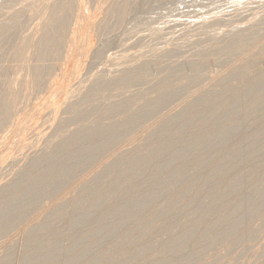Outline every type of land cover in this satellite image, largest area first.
Returning a JSON list of instances; mask_svg holds the SVG:
<instances>
[{
	"label": "rangeland",
	"instance_id": "1",
	"mask_svg": "<svg viewBox=\"0 0 264 264\" xmlns=\"http://www.w3.org/2000/svg\"><path fill=\"white\" fill-rule=\"evenodd\" d=\"M99 1L89 0L90 10L83 15L82 26L98 10ZM124 3L129 7L124 20H115L118 11L111 8V20L95 35L92 34L95 45L101 48L90 59L87 68V76L92 75L91 80L78 91L80 94L75 95L76 101H72L74 106L63 115L68 114L67 119H74L72 123V119L63 121L64 125L56 127L59 130L51 128L49 133V118L42 119L35 131L47 128V137L53 140L66 134L69 137L78 124L93 122L83 130L88 134L98 133V126L103 123L110 126L126 119L134 120V124L126 127L122 136L110 143V151L98 154L93 162H84L88 164H75L73 174L61 177L64 184L59 192L44 193L45 197L28 211V215L8 230H0V264H264V199L251 209L241 202L244 197L264 192V117L257 121L254 119L258 117L257 113L252 122L243 118L245 129L238 126L226 138L211 136L230 123L226 107L232 105L235 113L247 117L249 106L259 108L263 104L264 92L250 93L247 85L253 82L252 78L258 84L264 80V16L249 21L257 13L264 15V0L119 2L120 5ZM212 17H215L213 22ZM205 19L207 23L204 25ZM199 21L202 24H198ZM211 28L232 32L210 38L207 30ZM74 29L75 25H71L68 32L73 34ZM74 37L79 39L80 33ZM217 43L224 53L218 50ZM66 45L67 42L64 48ZM225 45L227 50L229 46L238 49L235 53L228 50L226 54ZM200 46L204 47L200 49ZM142 49L153 50L151 53L159 55L155 57L153 54L154 57L149 56L148 60L149 53L145 51L148 53L147 61H136L138 65L132 63L136 66L123 72L129 56ZM241 59H245L246 67ZM123 60L127 64L122 65ZM47 93L35 94L31 102L40 100ZM91 94H95L94 97H87ZM96 94L105 96L100 98ZM230 94H235V98L223 102ZM164 96H169L170 101L151 111L150 100ZM92 98L96 103L94 99L90 102ZM188 104L194 105L195 109H191L192 114L184 115L183 112V116V108ZM30 111L31 104L27 102L18 120ZM170 115L178 119H172ZM180 120L186 124L176 130ZM254 130L260 134L255 147L247 138L248 133ZM9 131L7 128L0 132V136H6ZM169 134L170 138L174 135L172 141L179 137L190 139V147L179 153L178 142L167 139ZM20 135H25V132ZM164 135L166 139L162 137ZM162 139L164 142L169 140L165 149H160ZM62 140L64 138L60 142ZM134 140L136 143H132ZM150 143L160 144V148L153 149ZM238 143H244L242 153H235ZM46 144L41 145L43 150H39L40 153L37 152L41 155L36 153L32 157L40 158L56 145L47 144L48 149L46 147L45 150ZM252 146L257 148L256 151L250 152ZM223 157L229 162L228 170L220 176H213L215 163ZM135 158L141 163L138 164L137 160L138 165L133 163ZM28 164L27 167L26 163L20 164L22 166L18 165L13 170L6 167L7 173L2 170L5 176L0 173V179L7 177L5 181L10 184L1 179L3 186L12 187L14 182H18V175L28 168ZM119 166L125 170L123 174L118 172ZM15 169H19L16 170L18 174ZM100 170L102 174L88 182L92 174ZM239 170L243 171L238 175ZM117 173L121 175L117 177ZM258 176L259 181L251 184ZM226 180L229 182L227 186L223 184ZM84 184L89 186L85 188L83 197H73L74 190ZM108 189V195L97 201ZM221 192L227 196L223 197ZM52 208L56 210L52 212ZM113 216H117L120 223H113ZM3 222H7L6 219ZM48 226L56 228L42 231ZM89 229L94 230L96 237L93 240L86 237L91 240L88 241L91 249L88 245L81 249L78 234ZM173 244L176 250L172 253L168 248ZM152 258V262L147 263Z\"/></svg>",
	"mask_w": 264,
	"mask_h": 264
},
{
	"label": "bare ground",
	"instance_id": "2",
	"mask_svg": "<svg viewBox=\"0 0 264 264\" xmlns=\"http://www.w3.org/2000/svg\"><path fill=\"white\" fill-rule=\"evenodd\" d=\"M120 1L121 0H100L98 10L93 15L90 16L88 23L82 26L81 25L82 17L90 10L89 0H20V1L0 0V132L6 130L7 128H9L10 130L6 136L5 135L0 136V173L3 172L2 170L4 169H5L4 171L7 173L6 167H10V169L12 168L11 170H13V168H16L18 165L23 164V163L24 164L26 163V167H27V164H28L27 162L29 161L28 168L25 169L24 172L22 170V173L20 172V175H18L19 179L15 177L14 175L19 169L18 170L15 169L14 171L16 170L17 171L16 172L13 171L14 174L11 173L14 175L13 177L18 179V180L16 179L18 182H14V184L12 183L13 184L12 187L7 186L5 188L6 184H8L7 183L8 179L7 177L5 178L7 179L6 180L7 182H6L4 179V176H5L4 173H3L4 174L3 179L1 178L3 181L6 182L4 186L1 183L2 181L0 179V183L2 184L0 185V188L2 189L4 187L2 190H0V228H1L0 230L1 231L8 230L12 225L17 224L19 220L25 217V215H28L29 213L28 211L32 209V207L37 206L39 201L42 200L41 198L45 197V194H50L52 192L53 194H55V192L56 193L59 192L58 190H60L64 184V181L61 180V177L63 175L73 174L75 164H79L80 162H82L80 165L88 164L84 162L92 161L98 154L110 149V143L120 138L122 134L125 132L124 130L126 129V127L132 126L134 124V120H126V119L120 121L119 123L115 125H110V126H107V125L105 126V124L103 123L104 126H102L103 124L101 126L100 125L98 126V128L100 129L98 133L88 134V133L83 132V130L85 127H87V125L90 124L89 122V124H86V123H85L86 125L78 124V126L76 125L77 127L75 126V128L74 127L73 129L71 128L73 131L70 130L71 131L70 134L71 133L72 134L69 137L66 136L67 134L65 135L66 137L64 135L63 137L57 136V138H54L53 140H51L52 138L50 137H49L50 138L49 140V138L47 137V134H48L47 132L51 128L56 130L58 126L60 128V126L64 125L63 123H65L66 121H70L72 119L70 117H68L70 120L67 119L66 115L68 114L65 115L66 117L63 115L66 113V111L69 108H72L74 106L72 104V101L73 99L76 98L75 95L77 94L79 95L80 93H78V91L82 88H85L86 86L84 84L86 82H87L86 84H88V82L92 78L91 77L92 75L87 76V68L89 67L90 59L94 58L98 54V51L101 48L99 46L98 48L95 45L92 34L95 35L99 29L103 28L111 20L109 19L110 17H112L109 12L111 8H114L118 11V13L115 12L116 13L115 20L118 19L121 22L122 20H124L125 17H127V14L129 13L128 12L129 7L125 3L120 5L119 4ZM263 16H264L263 14L257 13L249 21L259 19ZM213 18L215 17H212L211 19L212 22H213ZM193 23H196V22H193ZM206 23H207V19H205L204 25ZM198 24H202V21H199ZM71 25H75L73 34H70L68 32V27ZM241 26L242 25H239V27ZM211 29L207 30L208 31L207 34L211 36L210 38H212L214 35H222V34L227 35L232 32V30H225V29H215V30L212 29L211 30ZM76 33H80L79 39L74 37ZM185 35H186L185 37H189V35L187 34ZM65 42H67V45L64 48ZM68 45L69 47H67ZM217 46H219L218 43H217ZM165 47L166 46H164L163 48ZM203 47L200 46V49ZM152 49L154 50V47ZM237 49L238 47L230 48L229 46L228 50L232 53H235ZM153 50H150V52H148V49L147 51L142 49L140 51H136L132 53L129 56L130 60L128 62V65L124 66L125 68L123 72L130 70V68L138 65L139 63L137 62L138 64H136L135 63L136 61H139V60L143 61L144 59H146L148 53H149L148 58H147L148 60L150 59L149 56H152L153 54H155V57L158 56L159 53L158 55H156L157 53L156 50H155L156 53H151ZM159 50L158 52H160ZM218 50L219 51L222 50V53H224L222 47L220 49V46H219ZM224 50H226V54H227V51H228L227 46ZM145 51L148 53H146ZM250 51H254V50H250ZM232 53H230V55H232ZM248 53L249 52L247 51L246 54ZM259 54L261 53L259 52ZM253 56H255V54ZM258 56L260 57V55ZM147 59L144 61H147ZM241 60L244 61L243 63L241 61L242 64L246 62L245 59H241ZM122 62H123L122 65L127 64V61L125 62V60H123ZM132 63H135L136 65ZM241 68L243 70L244 67L241 65ZM55 77H57V79H55ZM212 77L216 78V76L214 77V75ZM252 80L253 82L248 83L247 85L249 87L247 88L248 91L250 93H253V92L263 93L264 92V83H263L264 80L262 82L260 81L261 84H258V82H254L253 78ZM43 91L44 92L48 91L47 95L42 97L40 100L32 103L31 102L32 99L35 98L34 95L35 94L40 95L41 93L43 94ZM93 95L95 94L87 95V97L89 98L94 97ZM100 95L101 94L97 96H100ZM103 96L102 97L100 96V98H103ZM235 96H236L235 94H230L224 99L223 102H225L226 100L230 101L234 99ZM95 98L97 99L98 97H95ZM95 98H92L90 102L93 99L95 100ZM74 101H76V99ZM83 101L85 102L86 99L85 100L83 99ZM169 101H170L169 96L152 99L150 100V109L152 111L153 109H156L157 107L165 106ZM27 102L31 104V111L30 113L22 116L20 120H18L21 113L23 112V107L26 105ZM87 102H89V99H87ZM94 102L96 103V100ZM99 102L100 100L97 101V103ZM214 102H217V101H214ZM90 106H92V104ZM95 106H98V104H96ZM193 107L194 105L192 104L190 105L188 104L187 106H185L183 108L184 110L182 109L183 110L182 115H183V112H184V115L192 114L191 109H193ZM81 113L84 115V113L86 112L84 110V113L83 111H81ZM225 113L229 117L230 123L224 126L221 130H218L215 133L211 134V136L214 137L215 139L226 138L232 131L237 129L238 126L239 127L243 126L242 125L243 118L247 119L249 122L250 121L252 122L253 121L252 118H254L256 116L255 114L258 113L257 114L258 117H255L254 119H256L257 121H261V118L264 117V101H263V104L259 108L249 106L247 108V117L240 115V113H235L232 105L225 108ZM175 114L176 113H174L173 116H175ZM170 116H171L170 118L172 119L177 117V116L172 117V115ZM47 118H49L47 132H46L47 128L42 130L41 132L35 131L36 128L40 125V121L42 119L44 121ZM179 118H181V116ZM73 120L74 119H72L70 122L72 123ZM180 121L181 122L178 121L176 130H178V128L182 129L183 128L182 126H185L186 124V123H183V120H180ZM239 121L241 122L240 125H239ZM70 122H69V125L71 124ZM92 123L93 122H91L90 126H92ZM212 128L214 129V127H211V129ZM63 129L65 128L63 127ZM22 132H25V135H20V133ZM177 132H175V138L177 137L176 136ZM165 135L162 137H165ZM173 136L171 135V138H170V134H169V138L167 139L169 140L171 139V142H174L175 140H176L175 142H178L179 144L178 152L179 153L185 152L190 147L191 145L190 139L179 137L177 139L174 138L175 140L172 141ZM58 137H60V139L64 138V140L60 142V139ZM146 137L148 139L149 137L148 133ZM146 137L144 136L143 139H145ZM259 137H260V134L257 130L256 131L254 130V132L252 131L248 133L247 135V138L250 140V143L252 141L253 146L254 144L256 145L258 143ZM45 140L46 142H44ZM167 142H164L162 139L161 148L159 146L160 144L153 145L152 143H150V147L154 149L157 146H159L158 148L165 149L169 146L168 144L169 142L168 143ZM253 142H256V143H253ZM44 143H47L50 145L53 144L52 146H54L56 143L57 144L55 145L54 149L51 147L53 149L52 151H51V148H49L48 152L50 153L47 152L46 154H43V156L41 157L39 156L40 158H38L37 156L41 154H38L37 152L41 149L43 150V148H41V145ZM132 143H136V140H134V142ZM47 144L44 147L45 150L48 149ZM242 145H244V143L239 144V148L235 149V153H242L244 151L245 146L242 149ZM128 146L130 147V145ZM253 146L251 148V151L249 150V147L247 148V150L250 152L256 151L255 149L257 148L253 149ZM133 148L135 149V147ZM45 150L41 152L44 153ZM157 151L158 150H156V153ZM150 152L153 153L155 151L153 150V152L152 151ZM36 153L38 154L36 156L37 158H33L32 156L35 155ZM139 156L141 157L140 154ZM31 157L33 159H31ZM133 157L135 156L133 155ZM136 158L135 160H133V163L136 162V160L138 162V159ZM140 163L138 162V164ZM228 163H229L228 160L225 159V157H223L220 161L215 163V167L212 170V175L213 176L222 175L226 170H228V166H229ZM108 164L111 165L110 161L108 162ZM108 164H106L105 166H107ZM124 171L125 170L122 167L120 168L119 166L118 172L123 174ZM242 171L243 170H239L238 175L241 174ZM120 173H117V175ZM3 174L1 173V175ZM101 174H102L101 170L99 172L98 171L94 172L92 174V178H90V180L88 179L89 180L88 182H90L93 178L96 179ZM1 175L0 177H2ZM9 176L11 175H8V177ZM117 177H119V175ZM258 181H259V176L256 177L255 182L251 184L254 185ZM84 183H86V181H84ZM88 184L87 185L84 184L82 186L77 187L74 190L72 196L75 197L77 195L76 197L81 199L83 195L85 194L84 192L85 188L89 186ZM223 184L227 186L229 182L226 180L224 181ZM109 189L105 191L99 198H97V201L105 198L109 193ZM220 194L223 197L227 196V194L223 192H221ZM63 195L61 197H63ZM243 199L244 200L241 202H244L245 206L251 209L252 207H256L258 203L264 199V192H256L250 197L247 196V197H244ZM59 200L64 201L63 198H60ZM61 203L64 204L63 202ZM58 204H60L59 201H58ZM112 207L113 206L109 207V209ZM59 208L60 207H58V209ZM51 210L53 212L56 209L52 208ZM247 210L249 209L246 208V211ZM48 212L47 214H49ZM75 212L79 214V212H77L76 209H75ZM52 218H53L52 221H54V217ZM5 219L7 222L4 223L3 221ZM38 221H40V219ZM111 221L113 223H120V220L117 216H113ZM35 224H36L35 226H37V221L35 222ZM41 224L42 223H40L39 226H41ZM46 227H44L45 230L43 229L42 231H45V232L53 231L56 228V227L52 228V226L51 228L49 226L48 228ZM90 230L91 229H89V231L82 230L78 234L79 246H81V249L86 248L87 245H88L87 247L89 248L90 247L89 244L91 240L95 239L96 237V233L94 232V230H91V231ZM42 231L40 233H42ZM109 232L110 230L107 231L106 234H108ZM88 236L91 237V240L86 239V237ZM88 241L90 242L88 243ZM168 249L170 250V252L173 253L176 250V247L173 244ZM152 260L153 258L148 259L147 263H151ZM154 263L155 262H153V264Z\"/></svg>",
	"mask_w": 264,
	"mask_h": 264
}]
</instances>
